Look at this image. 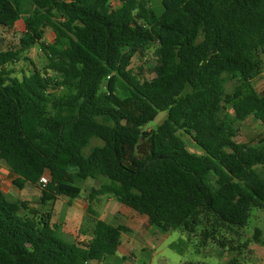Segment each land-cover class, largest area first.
Returning <instances> with one entry per match:
<instances>
[{
    "label": "trees",
    "instance_id": "16d2710c",
    "mask_svg": "<svg viewBox=\"0 0 264 264\" xmlns=\"http://www.w3.org/2000/svg\"><path fill=\"white\" fill-rule=\"evenodd\" d=\"M112 1L0 0L1 27L25 24L19 47L0 50V160L13 185L39 186L48 205L78 198L79 181L107 180L87 198L97 217L88 241L66 239L51 212L0 183V264L115 255L130 229L98 218L91 204L105 195L146 216L154 232L179 230L220 250L264 209V142H238L235 126L250 117L264 125V91L253 85L264 69V0H163L161 16L150 0ZM37 45L43 70L24 55ZM150 49L155 76L144 79L131 64ZM21 60L33 70L19 77L12 66ZM161 112L165 120L146 129ZM180 132H194L202 154ZM94 139L103 144L91 147Z\"/></svg>",
    "mask_w": 264,
    "mask_h": 264
},
{
    "label": "rangeland",
    "instance_id": "374dc122",
    "mask_svg": "<svg viewBox=\"0 0 264 264\" xmlns=\"http://www.w3.org/2000/svg\"><path fill=\"white\" fill-rule=\"evenodd\" d=\"M112 4L113 7L118 6L119 0H113ZM150 7L158 16L164 13L163 0H150ZM24 31L25 24L22 19L13 28L0 26V50L17 49L19 39ZM44 40L49 44L54 42L55 34L51 28L46 29ZM153 51L150 49L145 55H136L131 64L132 70L144 79H152L155 76L154 63L150 60ZM24 55L32 61L33 65L41 70L44 69L47 57L40 45L33 47ZM32 63L21 60L12 66L15 75L21 77L23 73L31 72L33 70ZM253 85L259 92L264 91V69L262 74L253 81ZM227 88L230 90L231 84ZM61 91H65V88H62ZM228 113L233 115L231 110H228ZM166 116L165 112L159 113L156 120L151 122L146 129L156 128L165 120ZM235 126L238 129L236 138L238 142L253 145L264 142V125L254 117H250L244 122H237ZM177 136L185 143L189 151L202 154V149L193 140L194 132L191 134L180 132ZM102 144L100 139H94L91 147ZM89 148L86 150L87 152ZM8 173L4 162L0 161V183L3 185L4 192L11 198L28 202V206L36 209L40 214L51 212V222L61 226L62 234L68 240L78 241L92 236L97 217L89 211V214L84 212L85 204L82 200L88 198L92 188H97L106 182L105 178L77 182L82 188V193L74 201H69L67 197L61 196L48 205H42L39 186L28 184L25 189L20 190L13 185ZM107 197H111V211ZM91 207L98 214V218L103 216L105 221H111L113 225L127 226L130 232L123 235L119 250L135 251L134 255H127V259L117 252L115 255L106 257L101 264H227L231 258H238L242 264H264V209L254 208L247 226L239 230L238 235H227L231 241L230 248L220 250L213 243L202 247L199 237L179 230H173L167 234L152 231L141 216L126 206L124 207L113 196H105L100 203L94 201Z\"/></svg>",
    "mask_w": 264,
    "mask_h": 264
},
{
    "label": "crops",
    "instance_id": "0c3cea01",
    "mask_svg": "<svg viewBox=\"0 0 264 264\" xmlns=\"http://www.w3.org/2000/svg\"><path fill=\"white\" fill-rule=\"evenodd\" d=\"M1 161V160H0ZM3 162V161H2ZM5 164V163H4ZM5 166H6V164H5ZM7 167V166H6ZM7 169H8V176H10V178H11V180H12V182H13V180L16 178L15 177V175L9 170V168L7 167ZM1 186H2V189H3V191H4V188H3V185L1 184ZM25 189V188H24ZM105 196H108V195H105ZM105 196H101V197H99L97 200H95V202L96 203H100L101 201H103V198L105 197ZM109 196H111V195H109ZM79 198V197H78ZM78 198H76V199H78ZM75 199V200H76ZM107 199H108V205H109V209H110V211H111V197H107ZM74 201V200H73ZM82 201H84L83 202V204H85V206H83L84 207V212L85 213H88V210H89V202H88V199L87 198H85V199H83ZM125 207V206H124ZM126 208H128V207H126ZM128 209H130V208H128ZM131 210V209H130ZM133 211V210H132ZM133 212H135V211H133ZM89 214V213H88ZM135 214H137V215H139V216H141L142 218H143V221H145V222H147V224H148V218L146 217V216H144V215H140V214H138L137 212H135ZM111 218V217H110ZM100 219H102V220H104V218H103V216H100ZM105 221V220H104ZM107 223H110L111 224V221H106ZM92 236L91 237H87V239H80L81 241H88V240H90L92 237H93V233L91 234ZM124 235V234H123ZM122 238H123V236H122ZM121 243H122V240H121ZM121 246V245H120ZM119 249H120V247H119ZM118 249V251L117 252H119V253H121L122 255H123V258L124 259H127L126 258V256L127 255H134V252L135 251H120ZM102 263V262H101ZM100 263V264H101Z\"/></svg>",
    "mask_w": 264,
    "mask_h": 264
},
{
    "label": "built area",
    "instance_id": "2783aa9c",
    "mask_svg": "<svg viewBox=\"0 0 264 264\" xmlns=\"http://www.w3.org/2000/svg\"><path fill=\"white\" fill-rule=\"evenodd\" d=\"M47 182H48V176H43L42 178H41V183H43V184H47Z\"/></svg>",
    "mask_w": 264,
    "mask_h": 264
}]
</instances>
